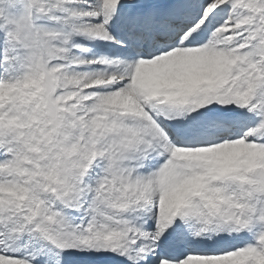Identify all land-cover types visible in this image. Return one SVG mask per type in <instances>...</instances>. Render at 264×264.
Segmentation results:
<instances>
[{
    "label": "snow or ice",
    "instance_id": "1",
    "mask_svg": "<svg viewBox=\"0 0 264 264\" xmlns=\"http://www.w3.org/2000/svg\"><path fill=\"white\" fill-rule=\"evenodd\" d=\"M0 264H264V0H0Z\"/></svg>",
    "mask_w": 264,
    "mask_h": 264
}]
</instances>
